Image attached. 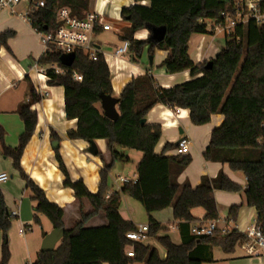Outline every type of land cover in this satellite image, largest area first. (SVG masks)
<instances>
[{
  "label": "trees",
  "instance_id": "1",
  "mask_svg": "<svg viewBox=\"0 0 264 264\" xmlns=\"http://www.w3.org/2000/svg\"><path fill=\"white\" fill-rule=\"evenodd\" d=\"M44 8L31 13L32 26L39 31L56 27L59 8L69 7L76 16L83 17L89 9V0H44ZM135 4L121 10V17L129 25L120 35L128 40V52L134 60L147 53L153 56L157 50L167 52L160 67L170 75L188 71L190 80L176 83L169 88L157 84L146 73L133 78L119 94V118H107L101 108L100 95L114 96L112 74L101 52L97 60L90 59L83 51H76L71 67L60 63L61 51L52 48L38 60L51 86L64 88L65 113L68 120H76L77 128L70 130V139L95 141L104 139L111 155L99 172L100 185L92 193L82 179L74 180L59 152L55 150L58 168L63 174V186L74 192L82 203L87 199L92 211L80 209L81 220L71 228L64 226V209L48 199L45 191L22 169L24 150L35 133L37 112L32 105L41 100L35 88L30 90V101L18 109L24 130L15 147L1 146L5 157L11 158L13 167L25 180L35 202L34 220L40 223V215L46 216L53 229H63L64 235L50 252H39L33 264H204L213 262L212 249L234 253L245 234L232 230L226 235L197 237L191 233L197 221L192 210L202 208L205 221L219 220L215 191L245 192L247 205L257 212L256 225L264 233V26L253 21L239 24L231 34H225L226 42L218 54L203 63H195L189 54V42L194 34H214L208 29V21L219 24L224 13H234L232 0H134ZM147 2V5H143ZM147 25L165 26L166 35L154 43L140 38L148 30ZM47 27V29H45ZM99 28L96 29L98 33ZM12 32L0 34V48L8 47ZM211 61V66L206 64ZM53 66L65 69L64 74L55 73ZM74 73L82 76L78 81ZM156 104L176 110L189 111L195 126L210 123L215 114H222L224 121L212 130L211 139L203 156L206 161L228 164L233 172H240L246 179V188L221 172L216 178L204 176L201 183L192 187L189 182L180 184L179 175L191 163L190 155L167 156L168 149L177 148L167 143L161 153L156 152L162 137L159 124H142ZM58 139L57 134L52 135ZM120 148L140 151L142 157L136 165L135 182L124 183L120 191L109 187V173L118 160L126 159ZM110 192V193H109ZM122 196L139 201L149 218L148 239L156 238L166 249L162 258L149 242H135L127 234L138 226L120 213ZM173 209V223L177 224L181 237L179 244L170 235H159L162 224L152 213ZM240 206L233 205L228 220L236 221ZM103 211L107 225L87 227L85 223ZM12 217L0 190V231L3 233L0 264L10 260L8 233ZM133 249L134 256L128 252Z\"/></svg>",
  "mask_w": 264,
  "mask_h": 264
},
{
  "label": "crops",
  "instance_id": "2",
  "mask_svg": "<svg viewBox=\"0 0 264 264\" xmlns=\"http://www.w3.org/2000/svg\"><path fill=\"white\" fill-rule=\"evenodd\" d=\"M110 1L114 5V13L112 14H117L120 11V15L123 8H129L135 4L134 0H89V9L99 12L97 9L98 4L104 2V5H107ZM142 4L147 5V2H143ZM20 10L23 11V6L19 8ZM103 12L106 13V19L112 23L109 13ZM5 32H12L13 34L8 40L9 48H0V173L6 172L10 176V179L6 183L0 184V190L4 194L8 211L19 210L18 220L15 223V230L18 229L19 233H13L10 237V260L8 264H33L38 260V254L41 249L39 245L42 243V239L53 229V226L51 229L43 230L41 237L38 238V242L33 241L32 244L27 238V233L23 235L20 233V228L23 226H29V231H32L31 221L34 219L35 202L32 199L30 189L26 186L25 180L13 167L12 159L5 157L1 152L3 144L8 147L18 145L19 137L24 130V124L18 114V109L22 104H27L30 101V90L32 87L35 88L37 94L41 97L39 102L32 105V110L36 111L38 115V124L34 135L24 150L21 166L25 173L45 191L49 200L63 207L65 228L69 229L81 220V208L84 213H89L92 211V206L87 199H83L82 203H80L74 197L73 190L63 186L64 177L58 168L55 158L56 149L52 147V142L58 141L60 143L57 149H59L72 179H82L92 193H96L99 189V172L104 162L100 156H93L89 153L90 143L88 141L70 139L67 136L68 131L77 128V121L66 118L64 88L62 86L49 85L44 69L38 66L39 58L46 51L34 27L21 17L13 15L6 10H0V34ZM111 32L117 33L114 30L104 31L99 28L94 38ZM148 36V30L139 35L140 38L144 39ZM215 36V34L212 35V39L207 46L205 35L194 34L191 37L189 54L195 63H203L214 58L224 47H219L215 44ZM94 42L98 46L99 43L95 40ZM98 47L104 54L105 59L108 55L110 62L107 59L106 61L112 74L115 97L119 96L123 88L133 78L146 73H149L157 84L164 88L190 80L188 71L170 75L166 72L165 68L160 67V64L167 56V52L157 50L153 55V64H146L144 59L147 58L149 61L150 58V55L147 53L148 47H146L143 57L139 60H134L128 52V57L124 56L125 63H123V70L118 77H114L113 55L117 48L114 51L105 53L101 49V46ZM148 64L153 69L148 68ZM146 119L147 123L159 124L162 127V137L156 146L157 153H161L167 143H172L177 147V142L182 138H187L190 141L189 150L186 155H190L192 161L179 175L178 182L180 184L189 182L192 187H196L201 183L204 176L216 178L219 173L223 172L231 180L242 186L243 189L246 188V179L242 174L241 176L238 174L240 172H233L228 164L206 161L203 156L209 145L212 130L219 127L224 121L222 114L213 115L210 123L206 125L195 126L190 121L188 110H172L163 104H156L150 110ZM180 129L183 130L182 134L180 133ZM54 133L58 135V139L52 137ZM95 142L99 153L102 154L105 162L109 163L111 155L107 147V141L100 139L95 140ZM176 154V148L166 151L167 156ZM135 175L137 176L136 166L130 179H133ZM115 183L117 184L116 181ZM121 188L112 189L110 192L120 191ZM128 198L130 197L122 196L120 213L125 219L133 221L132 218H127L123 215V206L128 202ZM215 198L221 223L224 221L231 222L241 232L256 224L257 212L254 208L247 205L244 190L237 193L217 190L215 191ZM233 205L240 206L236 221L228 220V214ZM170 208L172 223L167 222V225L168 229L171 230L170 226H177V224L173 223V209L172 207L167 209ZM159 212L161 211L154 212L152 216L163 224L165 221L158 215ZM192 214L194 217L200 218L205 215V211L202 208H196L192 210ZM41 221L40 217V224L42 223ZM85 225L87 227L107 225L105 213L103 211L99 212L96 216L89 219ZM139 225L142 224H138L137 226ZM172 230L177 232L180 243L179 230L177 228ZM171 239L173 240L172 237ZM148 240L146 241L148 242ZM2 241L3 238L0 234V256ZM149 243L151 244V242ZM212 255L213 262L204 264H223V262H219L220 258H218L219 256H217L214 248L212 249ZM224 262L226 261L224 260ZM232 262V264H264L257 259L248 258L246 255L234 259Z\"/></svg>",
  "mask_w": 264,
  "mask_h": 264
},
{
  "label": "built area",
  "instance_id": "3",
  "mask_svg": "<svg viewBox=\"0 0 264 264\" xmlns=\"http://www.w3.org/2000/svg\"><path fill=\"white\" fill-rule=\"evenodd\" d=\"M234 4V13H224L223 21L219 24H212V29L216 31H224L225 34H231L239 24H245L249 21L255 22L259 26H264V0H232ZM46 5L44 0H0V10L9 11L11 14L21 17L32 26L31 13L35 10L44 8ZM23 6V11L19 8ZM101 28L104 31L114 30L122 34L120 28L115 27L106 17L96 10H89L83 17L76 16L72 13L69 7L59 8L56 16V27L46 31H35L39 35L45 51H50L55 48L64 53H76L83 51L92 60H97L100 48L95 44L93 38L96 34V29ZM130 42L122 41V44L117 47L113 55L114 77H118L123 70L125 63L124 56L128 53ZM57 74H64L65 69L59 66L52 67ZM73 77L81 81L82 76L74 73ZM190 141L187 138H182L178 141L176 153L186 155L189 150ZM10 176L6 172L0 173V184L6 183ZM137 176L133 179L119 176L116 182L122 184L127 182H135ZM12 218H18L19 210L10 212ZM204 217L196 218L191 226V233L197 237L212 236L215 234L226 235L232 230H238L236 225L231 222H220L219 220L205 221ZM177 228L178 226H170ZM29 226L20 228V233L23 235L29 231ZM149 225H139L137 230L127 234V238L135 242H145L148 239ZM239 231V230H238ZM241 232V231H240ZM245 239L241 246L245 255L251 259H257L264 263V233L258 225L249 227L246 231ZM130 257L134 256V251L131 249L128 252Z\"/></svg>",
  "mask_w": 264,
  "mask_h": 264
},
{
  "label": "rangeland",
  "instance_id": "4",
  "mask_svg": "<svg viewBox=\"0 0 264 264\" xmlns=\"http://www.w3.org/2000/svg\"><path fill=\"white\" fill-rule=\"evenodd\" d=\"M112 1L109 2V4L104 5V2H101L100 4H98L97 9L99 11V13L103 14L105 16V12L109 13V18L112 21V23L114 24L115 27L120 28L122 33L125 30L126 27H128V23H126V21H124L120 15V11H118L117 14H112L114 13V5L113 3H111ZM111 5V6H110ZM113 5V6H112ZM111 9V10H108ZM212 27V22L208 21V29H211ZM214 34L216 35L214 38L215 44L219 47L224 46L225 42H226V37H225V32L224 31H216V33L214 32ZM213 34V35H214ZM206 37V46L209 44V42L211 41V34H207L205 35ZM95 41H97L99 44L98 46H101V49L106 53V52H110V51H114L118 45L122 44V40L120 39V33H104L103 35L99 36V37H95L94 38ZM147 55V54H146ZM126 57H128V55H125ZM106 59L109 61L108 55L106 56ZM110 62V61H109ZM144 62L150 63L148 61V59H144ZM148 68L153 69V67L148 64L147 66ZM120 151L125 155L126 159L124 160H118L115 162V164L113 165V167L110 170L109 173V187L111 189H118V187H122L123 184L118 181L117 184L115 183L116 179L119 176H123V177H128L130 178L132 176V174L134 173L135 170V166L136 164L139 162V160L141 159L142 153L140 151L134 150V149H129V148H120ZM241 176V173H238ZM158 212V211H157ZM123 215L127 218H132V220L138 225V224H146L149 225V218H148V214L145 210V208L143 207V205L137 201L134 200L132 198H128V202L124 204L123 206ZM153 215V213H152ZM158 215L161 217V219L163 221H165V223L162 224V230L160 231L159 235H164V234H168L173 238V241L176 243H179V237L178 234L175 230H172L173 228L168 229V225L167 222L170 224L172 223V219H171V208L170 209H165L161 212L158 213ZM41 219H42V223L38 224L35 222L34 219H32L31 221V225H32V231H27V238L28 240L31 242H38V238L41 237L43 230H48L51 229L52 224L49 221V219L44 216V215H40ZM247 219V217H246ZM18 220V218H13L12 219V226L9 230L8 233V238L10 240V237L13 233L17 232L19 233L18 229L15 230L16 228V221ZM0 234L2 235L3 238V233L0 231ZM43 241V239H42ZM3 242V241H2ZM148 242H151V244L157 249L159 255L164 258L166 256V249L164 248V246L156 239V238H152L149 239ZM39 244V243H38ZM41 244L39 245V248H41ZM216 251L217 256H219V262L223 264H232L234 261V259H237L239 257H243L245 255L243 249L241 248V245H238L236 247V250L234 253H230L227 254L225 252H223L222 249L215 247L214 248ZM221 260V261H220ZM224 260L226 262H224ZM239 260V259H238ZM135 264H142V263H135Z\"/></svg>",
  "mask_w": 264,
  "mask_h": 264
},
{
  "label": "water",
  "instance_id": "5",
  "mask_svg": "<svg viewBox=\"0 0 264 264\" xmlns=\"http://www.w3.org/2000/svg\"><path fill=\"white\" fill-rule=\"evenodd\" d=\"M47 29V27H45ZM147 29L149 31V37L148 40L154 43L161 42L165 35H166V27L160 26L155 27L152 25H147ZM76 54L75 53H64L60 56V63L65 67H71L75 61ZM150 64H153V56H150L149 58ZM211 66V61H209L206 64V68ZM101 99V108L103 110L104 115L113 120L116 121L119 118V111H118V105H119V97H115L112 95H100ZM147 122V119H142L141 123L145 124ZM180 133H183V130L180 129ZM90 147H89V153L93 156H97L99 153L97 144L95 141H89ZM58 141L52 142V147L57 149L59 147ZM178 144V142H177ZM64 235L63 229H52L49 233L45 235L43 238L42 244H41V252H50L55 250L58 243L61 241Z\"/></svg>",
  "mask_w": 264,
  "mask_h": 264
}]
</instances>
